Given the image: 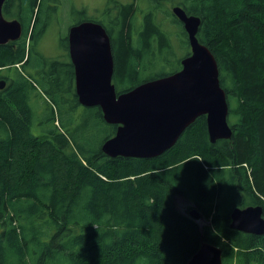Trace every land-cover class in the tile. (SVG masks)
<instances>
[{"label":"trees","instance_id":"obj_1","mask_svg":"<svg viewBox=\"0 0 264 264\" xmlns=\"http://www.w3.org/2000/svg\"><path fill=\"white\" fill-rule=\"evenodd\" d=\"M45 1L9 0L4 7L5 17L20 20L24 32L20 40L0 45V81L7 82L0 91V264H188L204 243L222 250L223 264H264V236L231 229L236 208L264 207V0H146L142 22L135 5L124 3L120 13L109 7L102 18H93L84 9L72 21L71 26L91 21L106 28L118 93H124L168 75L141 78L145 63L176 57L173 27L180 28L182 52L190 50L167 3L202 19L198 38L218 62L229 118L235 120L233 136L211 143L201 116L155 159L108 157L102 145L118 127L108 125L98 108H86L85 115L91 121L96 113L105 124L97 149H88V126L78 137L53 110L54 129L35 124V92L45 94L52 109L60 105L61 96L48 84L69 81L62 100L66 104L65 96L72 95L81 106L68 34L60 40L62 57L48 59L38 50L59 22ZM117 26L123 38L115 44ZM134 34L142 36L137 45ZM188 54L170 74L182 69ZM177 197L191 201L206 224L182 214Z\"/></svg>","mask_w":264,"mask_h":264},{"label":"water","instance_id":"obj_2","mask_svg":"<svg viewBox=\"0 0 264 264\" xmlns=\"http://www.w3.org/2000/svg\"><path fill=\"white\" fill-rule=\"evenodd\" d=\"M8 1L0 0V45L23 36L20 20H8L4 16ZM172 13L183 25L191 49L182 61V69L121 94L113 82L114 59L106 28L87 21L69 30L79 103L85 108H100L104 121L118 127L114 137L102 145V151L110 158H158L173 149L201 116L207 118L211 143L230 140L233 136L228 122V96L221 86L218 62L198 38L202 19L189 15L181 6H174ZM6 85L1 80L0 91ZM190 216L202 221L197 209ZM231 218V229L264 236V207L236 208ZM188 264H223V252L215 245L204 243Z\"/></svg>","mask_w":264,"mask_h":264},{"label":"rangeland","instance_id":"obj_3","mask_svg":"<svg viewBox=\"0 0 264 264\" xmlns=\"http://www.w3.org/2000/svg\"><path fill=\"white\" fill-rule=\"evenodd\" d=\"M45 3L56 10V13L58 15V23L55 22L52 27H50L47 32L45 33L44 37L42 38L38 50L39 52L44 55L48 59H54L56 57H62L65 53L64 50L60 47V40L61 38L65 37V35L68 33V30L70 26L72 25V21L76 20L78 18V15L83 12V10H86L88 17H97L102 18L103 15L101 14L104 10L108 9L109 7L114 9V13H120L122 11L121 6L122 3L126 5H135V9H133L135 18L139 21L144 17L147 16V1L146 0H117V1H111V0H57L56 2H51L46 0ZM174 3H167L165 9L172 11L173 7L176 6ZM107 11V10H106ZM96 14V15H95ZM160 19L164 21L165 14L160 13ZM7 19H9L8 16H6ZM140 23V22H139ZM121 29V26L116 27V31L113 33V38L116 42H119L122 40V35L119 32ZM167 29L171 32L170 25H167ZM179 27L175 26L172 28L174 31L173 36V44L176 48V57L172 55V59L170 62L168 61H158V63L152 67L151 69L144 72L142 75V80L147 77H151L155 73H162L164 71H169L171 68L176 66V62L180 60L182 57H184L185 54L188 52H191V49L187 50V52L184 54L182 52V49H180L181 41L177 36V33L179 32ZM144 29L141 30L142 33H144ZM177 32V33H176ZM139 34L133 35V43L135 45L138 44L137 40H141L142 36ZM116 46V45H115ZM183 54V55H182ZM190 55V54H188ZM187 55V56H188ZM168 64V65H167ZM170 64V65H169ZM70 82L62 79V81L59 83L58 86L52 87L51 85H47V88L52 91H55V95L61 96L60 98V105L56 106L54 105V109H52V105H48L45 102L46 95L45 94H38V92H35L32 96V104L34 105L36 114L38 116V119L36 120V125L40 123H47V128L54 129L53 124L50 122L51 119H53L52 116V110L54 111V115L58 122L62 121L66 124V130H70L74 132L78 137L81 136L82 132H84V129L86 126H88V130L85 131V134L88 138V149H97L99 143L102 142L103 137L105 135V124L103 123V120L100 118H97V115L93 116V119L88 120L85 118V115L88 114V111L85 107L80 106L77 107L75 103H73V96L72 95H66V104H64V91L68 90L70 87ZM53 92V91H52ZM44 96V97H43ZM64 104V105H63ZM74 104V110H72V105ZM51 106V107H50ZM39 110H41V114L39 113ZM41 115V117H39ZM230 121H235L232 117L231 120L228 117V122L230 124ZM70 122V124H69ZM58 124V123H57ZM60 125V124H58ZM34 132L38 134V131L36 130V127H34ZM176 205L178 210L186 215L190 216V212L194 209L198 208L189 200H186L182 197H177L176 199ZM79 217V214L77 215ZM193 219V218H192ZM197 223L202 227L206 223L204 221H197Z\"/></svg>","mask_w":264,"mask_h":264},{"label":"flooded vegetation","instance_id":"obj_4","mask_svg":"<svg viewBox=\"0 0 264 264\" xmlns=\"http://www.w3.org/2000/svg\"><path fill=\"white\" fill-rule=\"evenodd\" d=\"M103 13V12H102ZM101 13V14H102ZM96 15V14H95ZM95 18V17H94ZM91 22V21H90ZM96 23V22H95ZM111 44H112V40H111ZM112 54H113V59H114V77H113V82H114V84H115V86H116V89H117V93L119 92L118 91V83L116 82V80H115V76H116V70H117V61H116V55H115V50H114V47H113V45H112ZM185 59V58H184ZM182 61H183V59L181 60V66H182ZM155 65H153V63H151V62H148V63H145L144 64V66H143V71L144 72H146L147 70H149V69H151L152 67H154ZM75 70V69H74ZM142 71V72H143ZM170 71H171V69L167 72L168 73V75H166V77L167 76H170V75H172V74H170ZM143 72V73H144ZM174 73H176V71H174ZM75 74V73H74ZM156 74V73H155ZM155 74H153L152 76H154ZM148 81H151V80H148ZM145 82H147V81H145ZM74 90L76 91V87H75V84H74ZM132 90V89H131ZM130 91V90H129ZM125 93V92H124ZM118 94H121V93H118ZM98 112L100 113L101 112V114H102V111H101V109L100 108H98ZM102 117H103V114H102ZM103 120H104V118H103ZM231 126V125H230Z\"/></svg>","mask_w":264,"mask_h":264}]
</instances>
